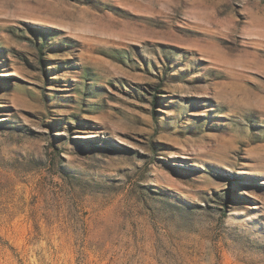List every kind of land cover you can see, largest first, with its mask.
<instances>
[{
	"label": "rangeland",
	"instance_id": "rangeland-1",
	"mask_svg": "<svg viewBox=\"0 0 264 264\" xmlns=\"http://www.w3.org/2000/svg\"><path fill=\"white\" fill-rule=\"evenodd\" d=\"M0 264H264V0H0Z\"/></svg>",
	"mask_w": 264,
	"mask_h": 264
}]
</instances>
